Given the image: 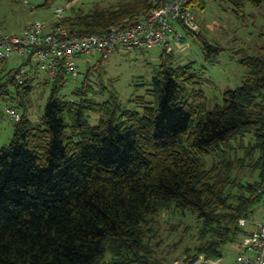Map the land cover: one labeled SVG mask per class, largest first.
Wrapping results in <instances>:
<instances>
[{
  "label": "trees",
  "instance_id": "obj_1",
  "mask_svg": "<svg viewBox=\"0 0 264 264\" xmlns=\"http://www.w3.org/2000/svg\"><path fill=\"white\" fill-rule=\"evenodd\" d=\"M163 1L77 9L61 23L71 35L101 33ZM230 2L241 20L246 2L264 4ZM201 41L204 59L214 62L223 47ZM104 58L69 94L60 93L70 78L63 71L46 80L51 90L39 123L27 117L35 63L25 57L0 75V99L24 107L10 142L0 146V264H174L161 255L155 230L164 212L189 214L197 226V243L179 264L223 257L225 244L249 233L240 219L249 221L264 195V56L245 55L241 84L214 104L196 86L200 68L193 61L173 65L171 56L128 104L115 90L95 101L105 91L96 90L91 76ZM28 64L19 83L15 74ZM245 168L250 178L242 177Z\"/></svg>",
  "mask_w": 264,
  "mask_h": 264
},
{
  "label": "rangeland",
  "instance_id": "obj_2",
  "mask_svg": "<svg viewBox=\"0 0 264 264\" xmlns=\"http://www.w3.org/2000/svg\"><path fill=\"white\" fill-rule=\"evenodd\" d=\"M125 0H53L48 7H43V0H29L30 5L21 0H0V28L10 34H18L23 26L40 20L47 26L55 25L57 18L53 14L56 7L65 8V14H72L73 10L82 9L89 11L95 8L115 5ZM196 15L198 29L190 31L180 28L183 38L172 43L170 49L152 47L145 50H123L104 58L99 72L91 76L96 90L104 89L103 94L94 95L95 101H103L110 98V94L118 93L121 101L128 104L129 99L144 94L155 74L160 69L162 59L171 56L173 65L185 64L193 61L199 69L202 83L197 84L205 91L206 97L212 104L222 102L223 92L239 86L247 73L241 59L245 55L264 56V4L254 7L246 2L247 16L244 20L238 19L233 11L230 0H207L202 9L193 8ZM206 38L211 43L218 42L223 51L214 62L208 63L201 51V39ZM103 57L99 52L83 55L78 60L80 76L68 78L61 94H69L80 82L86 69ZM23 58L16 54L5 59L0 66V75L12 67L22 63ZM205 66V71L202 68ZM99 74H101L100 79ZM49 76L39 71L36 81L33 83V91L30 95V103L27 117L34 123L42 119L46 102L50 95L51 83H46ZM211 104V105H212ZM12 108L18 116L22 114L24 107L16 105L15 100L0 99V146L8 144L14 132V118L7 112ZM97 113H90V122L96 123ZM210 164V160L207 161ZM242 177L250 178L247 168L241 172ZM264 194V193H263ZM255 212L244 228L249 231L254 223L264 219V195L254 206ZM155 230L157 240L160 239L159 250L161 255H166L174 264H179L185 257L183 251L187 247H194L197 243V226L191 215L180 217L168 212L162 213L157 218ZM243 235L233 243H227L223 247L224 264L232 262L240 249Z\"/></svg>",
  "mask_w": 264,
  "mask_h": 264
},
{
  "label": "built area",
  "instance_id": "obj_3",
  "mask_svg": "<svg viewBox=\"0 0 264 264\" xmlns=\"http://www.w3.org/2000/svg\"><path fill=\"white\" fill-rule=\"evenodd\" d=\"M21 1L30 5L29 0ZM192 1L164 0L160 6L145 10L128 24H114L104 32L80 36L71 35L61 23L65 8L56 7L53 14L57 21L50 30L40 20L23 26L19 34H9L0 29V60L14 54L30 57L31 63H35L37 69L49 78H56L60 71L77 78L81 74L78 60L83 55L99 52L108 57L123 50L170 49L172 43L184 37L180 28L198 29ZM29 70V64L21 65L15 74L16 80L22 83ZM7 112L12 118H19L12 108H7ZM240 224L245 226L246 220L240 219ZM195 263L224 264L221 258L206 259L202 256ZM229 264H264V219L254 223L253 229L242 237L239 252Z\"/></svg>",
  "mask_w": 264,
  "mask_h": 264
},
{
  "label": "crops",
  "instance_id": "obj_4",
  "mask_svg": "<svg viewBox=\"0 0 264 264\" xmlns=\"http://www.w3.org/2000/svg\"><path fill=\"white\" fill-rule=\"evenodd\" d=\"M53 26H54V25H53ZM53 26H48L47 29L50 30V29L53 28ZM0 29H1V28H0ZM1 30L4 31L3 29H1ZM20 31H21V30H20ZM4 32H5V31H4ZM6 33H7V32H6ZM19 33H20V32H19ZM19 33H18V34H19ZM9 34H10V33H9ZM252 229H253V228H252ZM252 229H251V230H252ZM251 230H249V231H251Z\"/></svg>",
  "mask_w": 264,
  "mask_h": 264
},
{
  "label": "water",
  "instance_id": "obj_5",
  "mask_svg": "<svg viewBox=\"0 0 264 264\" xmlns=\"http://www.w3.org/2000/svg\"><path fill=\"white\" fill-rule=\"evenodd\" d=\"M263 192H264V190L261 191V193H263Z\"/></svg>",
  "mask_w": 264,
  "mask_h": 264
},
{
  "label": "bare ground",
  "instance_id": "obj_6",
  "mask_svg": "<svg viewBox=\"0 0 264 264\" xmlns=\"http://www.w3.org/2000/svg\"><path fill=\"white\" fill-rule=\"evenodd\" d=\"M263 190V189H262ZM264 193V192H263Z\"/></svg>",
  "mask_w": 264,
  "mask_h": 264
}]
</instances>
